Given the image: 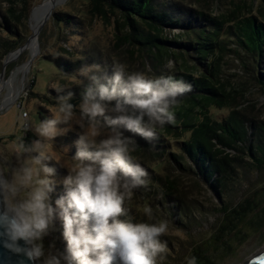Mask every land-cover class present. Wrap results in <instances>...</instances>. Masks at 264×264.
Here are the masks:
<instances>
[{
    "label": "trees",
    "instance_id": "16d2710c",
    "mask_svg": "<svg viewBox=\"0 0 264 264\" xmlns=\"http://www.w3.org/2000/svg\"><path fill=\"white\" fill-rule=\"evenodd\" d=\"M84 4L91 17L103 22L110 17L115 22L120 19L125 31L115 28L114 47L125 48L118 52V59L98 52L68 53L63 48L70 58H47L57 70V84L76 94L71 103L80 104L88 84L78 72L85 64H100L110 74L118 62L127 66V72L142 71L150 77L171 75L192 85L172 109L175 123L157 129L158 139L148 141L125 133L138 145L131 153L134 161L148 172L147 187L135 189L132 199L125 203L128 216L134 222L167 220L187 235L185 240L163 235L161 240L167 242L168 251L158 264H185L189 256H195L197 264L225 263L250 237L264 235V120H259L253 110L248 115L237 109L246 101L247 81L237 82L234 88L223 69L224 60L230 54L236 56L249 73V84L256 83L264 92V4L254 8L245 0H230V8L217 15L189 11L164 0H86ZM21 5L25 6L26 0H21ZM253 11L257 17L251 15ZM26 15L15 11L14 5L0 14V30L8 37L0 39L3 56L23 44ZM66 15L54 19L67 23ZM176 28L181 29V36L168 37L167 32ZM241 52L246 60H242ZM166 63L178 68L166 71ZM61 75H77V80ZM61 94L51 90L42 98L56 107ZM219 111L223 114L217 116ZM39 116L46 118L43 112ZM24 134L27 141L36 138L30 131ZM73 139V135L65 138L64 143L69 145ZM249 172L260 174V183L248 188L234 204L232 187ZM203 186L217 200L216 206L207 209L218 217L212 227L194 234L199 226L195 215L203 211L193 196ZM145 206L152 208V219L144 214Z\"/></svg>",
    "mask_w": 264,
    "mask_h": 264
},
{
    "label": "clouds",
    "instance_id": "9594fccd",
    "mask_svg": "<svg viewBox=\"0 0 264 264\" xmlns=\"http://www.w3.org/2000/svg\"><path fill=\"white\" fill-rule=\"evenodd\" d=\"M126 67L114 62L109 74L100 64H85L78 72L88 84L78 106L70 102L72 90L56 86L62 94L50 117L33 125L24 114L22 133L33 131L36 138L18 137L14 162L0 170V248L24 264H158L164 259L168 248L161 237L168 221L134 222L125 208L134 190L148 185L147 170L131 155L138 145L125 133L158 139L157 129L175 123L172 109L192 85ZM74 126L79 129L74 156L66 158V148L54 156V139ZM46 161L67 169L55 206L50 200L55 168ZM143 212L152 219L151 207ZM56 219L62 223L63 251L54 243L45 249L43 243L55 231ZM185 264H197V258L185 257Z\"/></svg>",
    "mask_w": 264,
    "mask_h": 264
},
{
    "label": "rangeland",
    "instance_id": "374dc122",
    "mask_svg": "<svg viewBox=\"0 0 264 264\" xmlns=\"http://www.w3.org/2000/svg\"><path fill=\"white\" fill-rule=\"evenodd\" d=\"M11 1V3H10ZM0 0V14L4 13L11 5L15 6V11L27 13L25 23V29L23 30V44L27 43V47L18 52L17 54L11 53V51L3 56V49L0 48V80L4 82L9 80V84L0 88V170L5 169V164L9 161L15 160L14 145L16 140L21 135L26 139V134L22 133L21 124L24 123L23 114L27 113L28 120L35 125L39 120V112H43L46 118L50 117L56 107L48 105L44 102L43 96H49L51 90H55L57 84L58 73L53 65H51L47 58L50 56H63V58H70V54L63 53L61 48L67 50L68 53L88 51V55L91 53H100L102 56H108L109 58L118 59L121 54L119 51L124 50V46L120 49H115V28L119 32H124V28L121 25L120 19L110 17L108 22H103L100 19L91 17L87 13L85 8L86 0H59L57 2L51 1L48 7L47 19L43 25L38 26L36 36L32 37L36 46L33 44L31 36L33 31L31 30L30 17L35 8L41 6L45 0H26V5H21V0ZM169 3L175 2L181 5L183 8L189 11H200L208 15H217L229 7L230 0H164ZM235 2L237 0H234ZM247 4L251 3L255 8L259 4H264L262 0H245ZM52 5V6H51ZM51 6V7H50ZM27 10H22L23 8ZM66 12V13H64ZM68 14V15H66ZM69 18V22H57L54 16H58V19L63 16ZM251 15L256 16L253 11ZM257 17V16H256ZM169 32V31H168ZM168 37L181 36V29H172ZM8 38L2 30H0V39ZM181 38V37H180ZM22 44V45H23ZM32 46L33 50L29 48ZM106 52V55H103ZM123 53V52H122ZM10 55L9 57H7ZM246 55L241 52L242 60H246ZM13 57V58H12ZM12 58V59H11ZM74 58V56H73ZM8 60V61H7ZM10 60V61H9ZM25 66V72H21V69ZM18 68V69H17ZM166 71H174L178 66L174 67L173 63H166L163 65ZM223 69L226 78L233 83L235 88L236 83L240 84L243 80L247 81L248 88H246V101L237 109L243 110V112L250 115L253 110V114L259 119L264 120V92L259 89V86L255 83H250L249 73L241 67L236 56L231 55L224 60ZM58 76V77H57ZM77 76V75H76ZM76 76H63L67 80H77ZM9 78V79H8ZM33 81V83H32ZM240 86V85H239ZM16 89V91H15ZM10 90V91H9ZM15 91V92H14ZM11 96V97H10ZM6 100V101H5ZM227 113V111H225ZM222 111H219L217 116H220ZM78 118V115H77ZM78 128L74 126L72 131H69L64 136L56 137L53 141L54 156H59V151L67 149L65 153L66 158H71L73 153V144L77 139ZM34 134L33 131H30ZM35 135V134H34ZM73 135V142L69 145L64 143L65 138H70ZM13 139H8L9 137ZM67 163L66 160L62 161ZM48 166L55 168V175L51 177L55 181L54 190L50 193V200L55 206V200L59 198L64 192V186L62 184L63 179L67 175V169L61 167L54 161H46ZM246 177L239 179L238 183L232 187L230 192L232 195L231 200L235 204L241 196L246 193L249 188L256 187L260 182V174L249 172L244 173ZM264 181V176L261 177ZM259 182V183H258ZM188 185V183H186ZM199 205L202 206V213L195 215V219L198 218V228L193 230L192 233L198 231H204L212 227L215 224L218 215L211 213L207 208L210 206H216V198L212 194L211 190L203 186L199 192L193 196ZM204 208V210H203ZM169 230L165 236H175L183 240L187 235H184L178 227L174 224L168 223ZM45 249L48 248L50 243H54L55 249L63 251L66 247V242L62 237V223L59 219L55 220V231L51 232L49 236H46L43 240ZM264 249V235H255L250 237L241 246L233 256L223 264H242L245 260H248L251 256L261 252ZM177 246H176V249Z\"/></svg>",
    "mask_w": 264,
    "mask_h": 264
},
{
    "label": "water",
    "instance_id": "95a60500",
    "mask_svg": "<svg viewBox=\"0 0 264 264\" xmlns=\"http://www.w3.org/2000/svg\"><path fill=\"white\" fill-rule=\"evenodd\" d=\"M46 19L47 16L41 20L40 25H43ZM35 36L36 34H33L31 39ZM28 42L18 47V49L13 53L17 54L18 52L24 50L27 47ZM0 264H24V262L22 257L14 255L3 248H0ZM242 264H264V249L261 252L251 256L248 260H245Z\"/></svg>",
    "mask_w": 264,
    "mask_h": 264
},
{
    "label": "bare ground",
    "instance_id": "6f19581e",
    "mask_svg": "<svg viewBox=\"0 0 264 264\" xmlns=\"http://www.w3.org/2000/svg\"><path fill=\"white\" fill-rule=\"evenodd\" d=\"M51 1H55V2H57V1H59V0H51ZM51 1L50 0H45L44 2H43V4L41 5V6H39V7H37V8H35L34 9V11H33V13H32V15H31V17H30V25H31V30L33 31V34H35L36 32H37V29H38V26H39V24H40V22H41V20L44 18V17H46L47 16V14L46 13H48L47 11H48V7H49V5L51 4ZM52 6V5H51ZM50 6V7H51ZM32 39H30V41H31ZM33 41V40H32ZM33 44L36 46V43H35V41H33ZM29 48L30 49H32L33 47L32 46H29ZM33 50V49H32ZM13 54V56H14V53H11L10 55H12ZM10 55H8L7 57H9ZM13 58V57H12ZM11 58V59H12ZM8 61V60H7ZM10 61V60H9ZM18 69V68H17ZM26 70H25V66L21 69V72L23 73V72H25ZM9 79V78H8ZM10 80V79H9ZM9 80H7V81H3V80H0V88L2 89L3 87H4V85H6V84H9ZM10 91V90H9ZM15 91H16V89H15ZM14 91V92H15ZM11 97V96H10ZM6 101V100H5Z\"/></svg>",
    "mask_w": 264,
    "mask_h": 264
},
{
    "label": "built area",
    "instance_id": "2783aa9c",
    "mask_svg": "<svg viewBox=\"0 0 264 264\" xmlns=\"http://www.w3.org/2000/svg\"><path fill=\"white\" fill-rule=\"evenodd\" d=\"M23 116H24V114H23Z\"/></svg>",
    "mask_w": 264,
    "mask_h": 264
}]
</instances>
